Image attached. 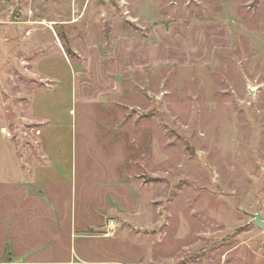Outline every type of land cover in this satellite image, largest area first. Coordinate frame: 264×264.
<instances>
[{
  "label": "rangeland",
  "instance_id": "374dc122",
  "mask_svg": "<svg viewBox=\"0 0 264 264\" xmlns=\"http://www.w3.org/2000/svg\"><path fill=\"white\" fill-rule=\"evenodd\" d=\"M4 10L0 127L48 154L46 179L67 185H45L55 201L77 188L81 232L117 234L130 264H264V0H50L19 21ZM119 34L117 92L85 95L104 80L88 75V47L105 54Z\"/></svg>",
  "mask_w": 264,
  "mask_h": 264
},
{
  "label": "crops",
  "instance_id": "0c3cea01",
  "mask_svg": "<svg viewBox=\"0 0 264 264\" xmlns=\"http://www.w3.org/2000/svg\"><path fill=\"white\" fill-rule=\"evenodd\" d=\"M48 1L50 0H0V8L6 7L4 11L7 16L10 13L11 18L12 13L17 11L16 21H19L21 16L37 15L35 13ZM114 38L117 40H112V45L105 48V54L100 45L88 47V75L91 77L97 68L101 70V79L104 80L96 84L91 79L88 80L89 77H85L79 69L84 88L87 82L91 84L90 81L97 88L101 87L91 94L84 89L85 95L92 96L100 92L112 95L117 92V85H114L116 79L123 80V75H126L127 64L123 66L120 58L127 54L129 37L119 34ZM119 85L122 87V83ZM103 86L108 89L106 93ZM121 93L122 91L118 95ZM30 107L26 112H32ZM26 121L34 125L42 123L39 133H44L43 125H47L45 119L29 117ZM11 130L10 121L0 127V135L6 139L4 150L0 149V264H130L118 252L120 250L116 252L112 249V239L117 234L104 237L96 232H81L77 219V188L74 185L70 187L71 196L62 205L55 201L56 197L50 196L45 188L49 181L56 179L47 180L44 175L50 163L48 154L44 156L40 152L38 157L29 156L26 151L21 152ZM41 160H45V164ZM56 180L54 184L57 192L67 186L59 184V177ZM99 224H102V220L90 227L95 229ZM107 227L104 232H116L115 229L110 230L113 225ZM106 245H109V249Z\"/></svg>",
  "mask_w": 264,
  "mask_h": 264
},
{
  "label": "water",
  "instance_id": "95a60500",
  "mask_svg": "<svg viewBox=\"0 0 264 264\" xmlns=\"http://www.w3.org/2000/svg\"><path fill=\"white\" fill-rule=\"evenodd\" d=\"M16 15H17V11H14L13 15H12V19L14 21H16ZM255 222L259 228H264V222L261 221V215L260 214L255 216Z\"/></svg>",
  "mask_w": 264,
  "mask_h": 264
}]
</instances>
